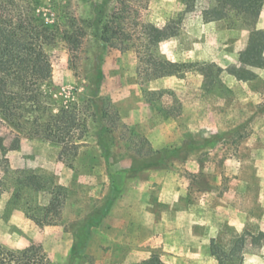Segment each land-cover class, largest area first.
I'll use <instances>...</instances> for the list:
<instances>
[{"label":"rangeland","instance_id":"374dc122","mask_svg":"<svg viewBox=\"0 0 264 264\" xmlns=\"http://www.w3.org/2000/svg\"><path fill=\"white\" fill-rule=\"evenodd\" d=\"M47 1L55 3L53 21L86 32L73 49L65 40L53 49L51 89L87 107L96 89L100 99L87 108L77 156L60 157L58 145L25 137L7 151L11 169L49 175L68 196L61 221L41 226L9 205L4 190L0 244H39L50 264H137L152 255L164 264H222L213 243L228 246L242 236L241 260L223 264H264V67H252L251 80L229 70L249 29L206 21L209 0L188 12L183 0H110L121 30L112 47L99 40L103 24L95 25L101 0ZM169 21L178 34L148 46L144 25ZM256 27L264 29V5ZM159 58L179 62L181 72L157 76L152 63ZM147 91L156 92V107ZM13 138L0 122V140L9 147ZM157 160L162 164L146 166ZM29 196L32 205L48 198Z\"/></svg>","mask_w":264,"mask_h":264},{"label":"trees","instance_id":"16d2710c","mask_svg":"<svg viewBox=\"0 0 264 264\" xmlns=\"http://www.w3.org/2000/svg\"><path fill=\"white\" fill-rule=\"evenodd\" d=\"M184 12L193 10L197 0H183ZM47 0H0V122L14 134L9 147L0 140V195L10 192L9 205L21 208L26 216L38 225L57 224L67 199L65 185L51 176L29 169H11L6 156L8 150L20 147L23 137L40 139L60 147V157L77 156L78 147L88 132V107H97L100 99L96 89L86 104L72 98H63L55 93L50 82L52 78L51 53L59 40H65L70 49L80 44L85 29L76 23L62 25L50 17L52 7ZM264 0H209L203 11L206 21L227 20L238 22L249 29L248 42L239 55V64L229 67L230 74L240 80H251L256 73L251 69L264 67V29L256 27ZM95 25L103 24L99 40L102 45L117 46L114 37L120 23L110 6V0H101L93 6ZM113 23L118 24L116 29ZM179 25L167 22L162 25L146 23L143 36L148 46L174 37ZM121 44V43H120ZM120 45L122 50L130 49V43ZM98 60L96 62L98 64ZM157 76H172L181 72L182 64L159 58L152 63ZM213 66V65H212ZM147 91L148 102L156 107L153 95ZM264 107V104H263ZM91 115L96 120V113ZM106 113L102 114V118ZM105 126H99L98 138H102ZM237 130L236 132H238ZM161 161L146 166L161 165ZM45 193L44 204L32 205L31 192ZM108 209V207H107ZM104 209L96 216L100 222L106 215ZM35 210V211H33ZM212 245L213 254L220 263L235 258L241 260L243 237L231 238L227 244ZM49 256L39 244L23 248H12L0 244V264H50ZM137 264H164L157 255H152Z\"/></svg>","mask_w":264,"mask_h":264}]
</instances>
